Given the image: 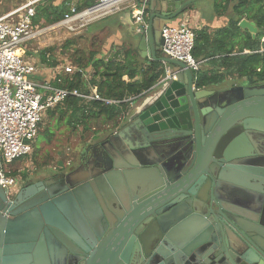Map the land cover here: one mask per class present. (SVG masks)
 Segmentation results:
<instances>
[{
	"label": "water",
	"instance_id": "obj_1",
	"mask_svg": "<svg viewBox=\"0 0 264 264\" xmlns=\"http://www.w3.org/2000/svg\"><path fill=\"white\" fill-rule=\"evenodd\" d=\"M198 1L145 7L137 54L170 76L128 106L102 175H68L22 206L43 182L11 200L0 187V264H264V81L199 89L161 50ZM238 27L255 38L253 22Z\"/></svg>",
	"mask_w": 264,
	"mask_h": 264
},
{
	"label": "trees",
	"instance_id": "obj_2",
	"mask_svg": "<svg viewBox=\"0 0 264 264\" xmlns=\"http://www.w3.org/2000/svg\"><path fill=\"white\" fill-rule=\"evenodd\" d=\"M71 1L63 0L58 3L57 0H44L37 6L34 25L47 27L60 22L69 12ZM95 1L78 0L76 9L78 12L83 11ZM214 9L216 12L230 9L233 17L225 27L216 30L213 35L207 34L204 30L195 32L192 56L196 60L206 62L209 68L200 69L195 73L196 87L199 89L214 87L226 80H245V84L248 85L263 82L264 0H214ZM242 19L256 25L255 38L238 27ZM69 43L67 41V44ZM51 50L43 49L38 52V64L45 68L57 66L56 62L51 60ZM122 55L123 60L117 59V54L110 59L97 58L96 53L92 51L88 55L75 54L70 64L83 73L60 75L57 77L60 82L52 83L56 88L78 90L82 93H87L89 88H93L103 99L117 101L118 104L104 105L96 101L84 104L78 98L68 97L62 105L48 110L46 114L53 115V111H56L60 119L68 114V121L72 127L81 124L87 128V122L98 119L111 129L115 128L130 104L124 101L147 91L163 74L160 63L154 61L139 63L133 50H125ZM123 77H127L128 82L123 81ZM138 77L140 79L136 80ZM9 175L16 176V173L11 171ZM22 177L27 179L25 174H22Z\"/></svg>",
	"mask_w": 264,
	"mask_h": 264
},
{
	"label": "built area",
	"instance_id": "obj_3",
	"mask_svg": "<svg viewBox=\"0 0 264 264\" xmlns=\"http://www.w3.org/2000/svg\"><path fill=\"white\" fill-rule=\"evenodd\" d=\"M44 0H25L14 9L0 15V187L6 190L8 200L19 191L21 179L10 176V168L17 160L27 156L32 151L31 144L37 138L39 124L48 110L62 105L68 97L78 98L81 102L92 101L104 105H114L119 102L103 99L95 89L89 88L87 93L78 90L56 88L53 82H60V75H72L83 72L76 67L63 64L52 71L51 81L29 80L43 68L38 67L35 50L28 51L27 45L42 37L47 27L34 25L37 6ZM130 0H96L95 3L78 12L76 7L69 5V12L53 27L70 26L83 18L93 22L112 14ZM131 15L136 23H143L146 13L143 7L132 5ZM189 16L179 25L165 26L161 30L163 45L162 53L167 57L186 65L193 75L201 68L203 61L192 56L195 33L187 26ZM169 72L159 79L164 82L169 79ZM143 94V93H142ZM142 94L127 99L132 102ZM131 105V104H130ZM12 192V194H11Z\"/></svg>",
	"mask_w": 264,
	"mask_h": 264
},
{
	"label": "rangeland",
	"instance_id": "obj_4",
	"mask_svg": "<svg viewBox=\"0 0 264 264\" xmlns=\"http://www.w3.org/2000/svg\"><path fill=\"white\" fill-rule=\"evenodd\" d=\"M24 1L0 0V15L9 12ZM61 1L63 0H57L58 3ZM70 3L76 5L74 0ZM198 3L201 7H204V13H209L210 0H199ZM91 23L93 22H87L83 18L66 27L47 26V28L49 27L48 31L42 37L30 42L27 49L28 51L35 50L37 52L43 49H52L50 53L51 60L55 61L57 66L71 65L70 62L72 63V60H74L75 54L84 53L88 55L91 51L96 52L98 50L96 46L102 44L106 39V35L100 38H91L89 30L98 26L105 28L108 21L97 22L89 27ZM67 41L70 43L67 44ZM38 67L45 68L41 64H38ZM29 80L37 81L33 76H30ZM52 114L47 113L43 117L37 138L31 144L32 151L27 156L20 158L10 168L21 179L20 184L36 181L53 170H59L74 163L82 151H86L95 143L96 136L107 130L108 125L103 124L102 120H90L86 124L87 128H84L81 124L72 127L68 121V114L62 119L59 118L58 112L53 111ZM22 174H25L27 179H24ZM10 197L13 198L12 195Z\"/></svg>",
	"mask_w": 264,
	"mask_h": 264
},
{
	"label": "crops",
	"instance_id": "obj_5",
	"mask_svg": "<svg viewBox=\"0 0 264 264\" xmlns=\"http://www.w3.org/2000/svg\"><path fill=\"white\" fill-rule=\"evenodd\" d=\"M77 1L78 0H74L76 4H77ZM151 1H154V0H130L129 2L123 4L119 9L113 11L112 14L108 15L104 19L93 21V23L89 25V27H91L97 22L108 21V24L105 28L98 26V27H93L91 30H89V35L91 38L93 37L100 38L103 35H106V39L104 40V42L96 46L98 47V50L95 52L97 58L110 59L115 54H117V59L123 60L122 53L125 50L130 49L134 51L135 59H137L139 63L150 62L146 58H142L138 56L136 44L134 43V37H135L136 32L138 31V27L142 25L143 23H145L146 20L144 18L143 23L141 24L136 23L133 16L131 15L130 7L132 5H137L145 9V7H148L149 5H151ZM210 1H211V8L209 9V13L207 12L204 13V10H203L204 7H201V5H199L198 2L191 8L192 10L187 11L186 14L189 16V18L186 24L187 26H190V28L194 31V33L199 30H204L207 32V34L213 35V33L216 30H219L225 27L228 21L233 17L230 9H227L226 11L220 10L219 12H216L214 9V0H210ZM73 6L76 7V5H73ZM159 7L160 6L157 3L153 2V4L150 6V9L153 12H157L160 10ZM179 21L180 20H176L173 25L174 26L179 25ZM158 23H161V21H158ZM54 68H43L34 77L37 80L51 81L52 71H54ZM200 69L202 70L209 69L206 62L203 61ZM139 79L140 78L138 77L136 80H139ZM122 80L125 82H128L127 77H123ZM244 81L245 80H236V81L226 80L221 85L209 87V88L211 89H217V88H222V87L227 88L233 85L242 84L244 83ZM131 103H133V101ZM100 135H102V133L98 134L96 138L99 137Z\"/></svg>",
	"mask_w": 264,
	"mask_h": 264
},
{
	"label": "flooded vegetation",
	"instance_id": "obj_6",
	"mask_svg": "<svg viewBox=\"0 0 264 264\" xmlns=\"http://www.w3.org/2000/svg\"><path fill=\"white\" fill-rule=\"evenodd\" d=\"M115 128L111 129L108 126L107 130L104 131L102 135L95 138V143L93 145H91L86 149V151H82L78 155L74 163H71L59 170H53L36 181L30 183L28 182L26 184H20L19 190L27 189L31 186L37 185V183L39 182H43L41 187H35L34 189L30 188V193L27 195V198L24 199V202L20 206L34 200L43 192L53 191L55 188L60 187V185L63 184V178L65 179V177L68 175H73V179H71V181L81 178L83 170H86L90 174H97L96 176H98L99 174L102 175V172L104 170L102 161L105 159V154L108 153L104 150L102 145L113 133ZM40 188H42L41 191Z\"/></svg>",
	"mask_w": 264,
	"mask_h": 264
}]
</instances>
